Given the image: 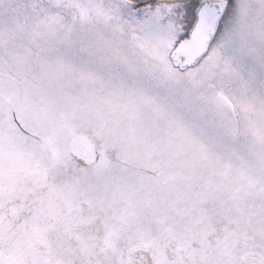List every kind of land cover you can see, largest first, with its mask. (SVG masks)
<instances>
[{
	"label": "snow or ice",
	"instance_id": "obj_1",
	"mask_svg": "<svg viewBox=\"0 0 264 264\" xmlns=\"http://www.w3.org/2000/svg\"><path fill=\"white\" fill-rule=\"evenodd\" d=\"M0 264H264V0H0Z\"/></svg>",
	"mask_w": 264,
	"mask_h": 264
}]
</instances>
